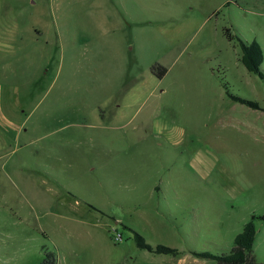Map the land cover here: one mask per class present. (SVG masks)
<instances>
[{
    "label": "rangeland",
    "instance_id": "rangeland-1",
    "mask_svg": "<svg viewBox=\"0 0 264 264\" xmlns=\"http://www.w3.org/2000/svg\"><path fill=\"white\" fill-rule=\"evenodd\" d=\"M19 15L34 62L50 64L24 94L35 110L20 136L2 137L0 264L229 254L264 216V80L238 41L264 52V0H0V23ZM115 135L133 144L112 153ZM126 227L180 253L141 249ZM253 255L264 264V220Z\"/></svg>",
    "mask_w": 264,
    "mask_h": 264
},
{
    "label": "crops",
    "instance_id": "crops-1",
    "mask_svg": "<svg viewBox=\"0 0 264 264\" xmlns=\"http://www.w3.org/2000/svg\"><path fill=\"white\" fill-rule=\"evenodd\" d=\"M23 25L25 24L20 15L10 19L8 23L4 21L0 23V145H2V137L3 139L8 136L18 138L26 121L33 115L35 109L29 115L26 113L28 108L23 100L24 94L34 93L32 86L34 76H37L36 72L41 64H50V62H34L32 58L34 52L30 45L31 37L25 36ZM38 31L35 29L36 33ZM123 108L121 103L116 106L111 116L114 122L126 116ZM109 143L113 148L112 153H122L124 150L121 148L133 144L130 141L119 140L116 135L111 142L105 144L109 145Z\"/></svg>",
    "mask_w": 264,
    "mask_h": 264
},
{
    "label": "trees",
    "instance_id": "trees-1",
    "mask_svg": "<svg viewBox=\"0 0 264 264\" xmlns=\"http://www.w3.org/2000/svg\"><path fill=\"white\" fill-rule=\"evenodd\" d=\"M229 38L233 40L232 35L229 34ZM241 48L240 61L245 69L252 74L259 76L264 80V72L262 71V65L264 63V52L261 45L257 41L251 43L245 42L238 38ZM153 73L162 78L166 74V69L160 65H155ZM227 94L234 98L231 94L227 83H224ZM238 100V99H237ZM253 107L259 108L257 104L252 103ZM93 209H96L92 206ZM264 220V216L252 215L251 219L245 224L242 232L238 234L234 240V247L229 254L215 256L210 253H194L198 257L204 259H211L216 264H262L259 263L253 255L254 245L257 236V221ZM133 234V238L137 246L141 249L148 250L159 254H172L178 255L180 252L175 249H171L164 246H157L152 248L145 239L135 230L126 227ZM42 264H57V256L54 252H46Z\"/></svg>",
    "mask_w": 264,
    "mask_h": 264
},
{
    "label": "built area",
    "instance_id": "built-area-1",
    "mask_svg": "<svg viewBox=\"0 0 264 264\" xmlns=\"http://www.w3.org/2000/svg\"><path fill=\"white\" fill-rule=\"evenodd\" d=\"M116 241H120V240H122V236L121 235H118V236H116Z\"/></svg>",
    "mask_w": 264,
    "mask_h": 264
}]
</instances>
